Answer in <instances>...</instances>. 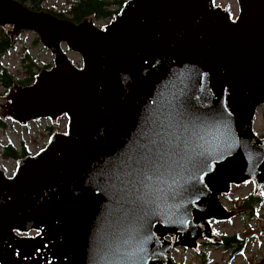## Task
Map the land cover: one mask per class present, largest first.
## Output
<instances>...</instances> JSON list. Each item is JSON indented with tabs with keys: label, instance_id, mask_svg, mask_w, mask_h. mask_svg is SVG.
I'll return each instance as SVG.
<instances>
[{
	"label": "water",
	"instance_id": "1",
	"mask_svg": "<svg viewBox=\"0 0 264 264\" xmlns=\"http://www.w3.org/2000/svg\"><path fill=\"white\" fill-rule=\"evenodd\" d=\"M214 1L127 0L98 27L0 0L11 45L30 31L54 54L0 96V119L68 118L0 169V264H174L222 241L212 220L246 209L221 197L264 184V0H237L236 18Z\"/></svg>",
	"mask_w": 264,
	"mask_h": 264
},
{
	"label": "rangeland",
	"instance_id": "2",
	"mask_svg": "<svg viewBox=\"0 0 264 264\" xmlns=\"http://www.w3.org/2000/svg\"><path fill=\"white\" fill-rule=\"evenodd\" d=\"M72 1L75 0H44L43 7L55 11H63L66 15H69L66 12ZM214 2L216 5L228 8L233 18L238 16L239 6L237 0H215ZM116 9L121 11L122 6L115 7ZM113 18L114 16L106 19L95 17L94 23L98 27H103L109 24ZM3 29L7 32L5 28ZM11 29L12 27L8 26V30ZM37 38L38 36L33 32H23L19 36L15 47L0 63L1 66L9 68L10 72H14L17 80L29 76L27 69L21 62L22 56L27 52L26 49H28L30 56L33 58L32 61L36 64L34 67L36 74L42 69H48L46 67L48 64L53 66L54 54L45 48L41 41L36 42ZM63 48L77 66L82 65V58L78 53L69 51L65 45ZM0 91L4 95L6 90L2 88ZM5 122L7 127L3 128L0 126V169L8 176H12L16 171L20 158L16 159L3 155L5 145L11 143L13 146L20 148L23 144L27 147L28 154H36L47 146L55 132H65L67 130V127L64 128V126L66 123L68 124V118L66 116L62 117L57 124H52L49 120L42 119L31 122L24 127L10 120ZM50 125L54 126L53 129L49 128ZM254 131L257 135L264 137V107H260L257 112ZM251 194L264 198V184L257 194L254 193L253 182L233 185L232 191L221 197L223 205L230 210L242 208L246 210L242 214H239L240 211H236V214L239 215L234 216L228 222H215L212 220V229L218 238L222 240V243L223 238L232 236L235 233L239 234L241 249L238 253L234 254V248L237 245L233 249L227 250L221 242L201 239L198 247L199 253L196 250L185 247L174 249L171 253L174 264H264V201L261 204L255 203L254 206L248 208L243 207V201L248 199Z\"/></svg>",
	"mask_w": 264,
	"mask_h": 264
},
{
	"label": "trees",
	"instance_id": "3",
	"mask_svg": "<svg viewBox=\"0 0 264 264\" xmlns=\"http://www.w3.org/2000/svg\"><path fill=\"white\" fill-rule=\"evenodd\" d=\"M27 5L29 8L33 10H46L48 12L53 13L54 15L60 18L71 19L75 22H81L86 18H92L93 16L100 19H106L110 17H115L116 14L120 12L119 9L115 10V7H123L125 4V0H75L70 4L69 9L66 15L63 11H55L53 9H46L43 7L44 0H19ZM18 39L13 41V45H11V38L8 32H5L3 27L0 26V63H2V59L15 47ZM36 42H40V39L37 38ZM27 52L22 56L21 62L22 65L27 69V73L29 76L24 79H16V74L10 72L9 68L6 66H1L0 70V89L4 88L6 93L10 87L14 84L18 83L21 85H30L34 82V78L36 76V72L34 71V67L36 66L35 62L32 61V57L30 56L28 49ZM48 69L52 67L51 64L46 66ZM3 92L0 91V96H2ZM0 126L5 128L7 127V123L5 120L0 119ZM54 126L50 125V129H53ZM3 155L11 158H21L28 155V149L22 144V147L18 148L13 146L11 143L5 145ZM264 201L263 197L256 196L251 194L248 199L244 200L242 203L243 207L254 206L255 203L261 204ZM224 248L227 250L234 248V254L238 253L241 249V242L239 240V234L235 233L232 236L223 238ZM240 244V245H238Z\"/></svg>",
	"mask_w": 264,
	"mask_h": 264
},
{
	"label": "built area",
	"instance_id": "4",
	"mask_svg": "<svg viewBox=\"0 0 264 264\" xmlns=\"http://www.w3.org/2000/svg\"><path fill=\"white\" fill-rule=\"evenodd\" d=\"M66 127H67V123L65 124L64 128H66Z\"/></svg>",
	"mask_w": 264,
	"mask_h": 264
},
{
	"label": "bare ground",
	"instance_id": "5",
	"mask_svg": "<svg viewBox=\"0 0 264 264\" xmlns=\"http://www.w3.org/2000/svg\"><path fill=\"white\" fill-rule=\"evenodd\" d=\"M11 27H12V26H11ZM53 64H54V63H53ZM60 119H61V118H60ZM60 119H59V120H60ZM59 120H58V122H59ZM212 228H213V226H212Z\"/></svg>",
	"mask_w": 264,
	"mask_h": 264
}]
</instances>
